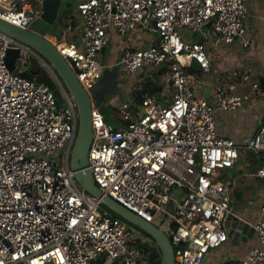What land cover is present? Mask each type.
Here are the masks:
<instances>
[{
  "label": "built area",
  "instance_id": "obj_1",
  "mask_svg": "<svg viewBox=\"0 0 264 264\" xmlns=\"http://www.w3.org/2000/svg\"><path fill=\"white\" fill-rule=\"evenodd\" d=\"M247 2L77 0L78 41H51L87 93L115 66L122 76L165 68L159 82L152 81L162 86L157 94L135 86L139 97L116 105L121 127L107 124L91 101L86 168L103 194L168 237L175 264H264V198L254 202V221L233 212L229 175L252 152L262 163L250 175L264 179V124L240 142L215 125L217 111H235L248 100L226 83L239 74L247 82L248 72L231 71L212 85L201 77L210 73L209 49L235 41L248 46ZM41 14L39 0H0V18L19 28ZM71 23L68 18L64 26L73 30ZM132 31L151 34L149 45L124 47L107 64L97 61L113 34ZM9 48L17 50L12 71L5 61ZM32 55L55 73L30 46L0 32V264H149L141 248L159 251L153 239L110 215L75 181L69 165L75 102L56 73L60 104L48 84L24 75ZM192 60L200 72L191 70ZM206 88L211 101L199 95ZM170 200L172 212L165 209ZM228 221L249 227L254 244L242 258L214 259L233 238Z\"/></svg>",
  "mask_w": 264,
  "mask_h": 264
},
{
  "label": "crops",
  "instance_id": "obj_2",
  "mask_svg": "<svg viewBox=\"0 0 264 264\" xmlns=\"http://www.w3.org/2000/svg\"><path fill=\"white\" fill-rule=\"evenodd\" d=\"M248 4L249 6H247L246 28H247V34L249 36V44L248 46L243 47L239 41H235L232 44H228V45L220 44L214 46L211 50L210 49L208 50L209 55L211 57V66L209 73L210 76L209 80H211L210 81L211 85L213 84L212 82H215L212 81L215 80L214 78L216 79L218 78L219 81L221 77L226 76V74H228L231 71H237L239 73H242L243 71H247L249 76L247 82H241L240 81L241 74H239L236 77H231L230 80H226V83H230V82L234 83L236 87L235 90H237L238 86H240V88L244 85L246 86L248 82H250L249 81L250 76L252 77L255 74V76L259 77L258 85L261 88L260 79L262 78L264 80V35H263L264 23L262 19V17L264 16V4L262 2L259 4V1L257 0H250ZM73 12L74 10L73 11L66 10L61 13L57 12L56 18L57 17L59 18V24L62 27L63 31L68 30L66 26H64V22L68 18H72ZM78 22L77 25H75V29L79 30ZM125 35L126 36L121 40L120 35L114 34L113 41H116V43L118 42V46L115 48L116 54L120 52V50L124 47H130V48L147 47L150 41L152 40L151 34L140 31L128 32ZM78 37L79 35L78 36L73 35L72 37H70V41L67 42H77ZM155 70H160V69H155ZM155 70L152 69L149 71H155ZM156 73L157 71L155 72V74ZM140 75H142V72L140 73ZM156 79L157 77H155L153 81L156 82ZM148 82H152V80H149ZM253 83L256 82L251 81L252 89H254L252 87ZM207 89L209 88H206L203 91L199 92L200 93L199 95L202 96ZM261 89H264V87ZM252 93L257 94L256 91ZM242 94H246V92L244 91ZM263 95L264 92L263 94L260 93L261 98L259 99H255V98L251 99L249 97L248 100L244 102L242 107L238 108L235 111H229V112L217 111L215 114V125L217 132L224 137L233 139L236 142L242 141L243 138L249 132L256 129L262 123V120L264 118ZM115 107L116 105L114 104V108ZM241 171L242 170L239 168L237 170V173L240 174ZM230 178L233 180V184H234L233 191L231 194V197H233V194L239 195V192L236 191V189L234 190L236 185V176L235 177L230 176ZM258 179H261L264 184V179L262 178H258ZM255 194L257 195L256 201L261 198H264V189L255 192ZM256 201H252V207L250 209H244V213H245L244 217L252 221H254L257 218V211L255 204ZM229 232L231 234L230 238L231 237L233 238L232 240H229V242L225 245V247H227L229 244L235 246L234 247L235 252H232V255H229L227 257L222 256L221 258H225V259L242 258L246 254L247 250L254 244V236L252 235L253 232L249 227H247L243 223L236 221H232L230 223ZM216 257L217 256H215V258Z\"/></svg>",
  "mask_w": 264,
  "mask_h": 264
},
{
  "label": "water",
  "instance_id": "obj_3",
  "mask_svg": "<svg viewBox=\"0 0 264 264\" xmlns=\"http://www.w3.org/2000/svg\"><path fill=\"white\" fill-rule=\"evenodd\" d=\"M39 1L41 2L42 14L40 17L33 19L27 29L19 28L0 18V32L27 44L33 50L39 53L54 70L58 79L74 100L78 113V128L75 141L71 149L69 165L74 171L73 176L75 181L82 189H84L85 192L98 199L103 207L118 215L125 222L131 223L145 231L156 243L163 264H175L172 244L170 243L168 237L161 230H159L153 224L139 218L134 213L127 210L107 195L103 194V192L92 182L89 171L86 168L87 150L91 140L90 94L87 93L77 81L75 77L77 70L73 63H68L64 58H62L56 51L54 45L47 38L39 34L43 28H47L55 20L59 9L60 0ZM206 27H208V25ZM16 54V49L9 48L7 50L5 61L10 71L13 70V62ZM190 68L197 73L201 71L198 63L194 60L191 61ZM106 70H104V72H106ZM112 70L115 71L114 68ZM27 76L29 78L34 77L33 74L29 73ZM260 83L261 88H263L264 80L262 78L260 79ZM113 84L114 83H112V85ZM95 85L96 84H94V86ZM202 96L204 98H208L211 101L209 89H207ZM95 98H101L100 93L95 92ZM98 109L103 114V108L99 107ZM262 124H264V118L262 120ZM171 196L174 200H176L177 192L172 191ZM174 200L168 201L165 206V209L169 212H172L174 209Z\"/></svg>",
  "mask_w": 264,
  "mask_h": 264
},
{
  "label": "rangeland",
  "instance_id": "obj_4",
  "mask_svg": "<svg viewBox=\"0 0 264 264\" xmlns=\"http://www.w3.org/2000/svg\"><path fill=\"white\" fill-rule=\"evenodd\" d=\"M250 1V0H249ZM248 1V2H249ZM259 1V4L262 2L264 4V0H257ZM247 2V6H249ZM75 0H68L64 1L61 0V3L59 4V9L58 13L64 12L66 10H71L74 12L72 13V21L74 25H77V22L79 20L78 14L75 9ZM207 32V28L204 27L203 29V34ZM40 35L43 37L47 38L48 40H52L54 44L60 42V41H70V37L73 35H79V30L78 29H73V30H66L63 31L62 27L59 24V18H55V20L47 27L43 28L40 32ZM127 34V33H126ZM126 35H120V39L124 38ZM192 39H197L199 38L198 35H194L191 37ZM114 39V34L111 36V40L108 44L104 46V49L102 51H99L96 53V59L102 64H107L109 60H111L113 57V60L115 59L116 51L115 48L118 46V42L113 41ZM49 40V41H50ZM51 42V41H50ZM115 55V56H114ZM28 69L30 71H36L39 76H42L43 74L46 76H49L51 80L55 82V76L53 73H51L48 68H46L42 62L36 57V56H31V59L28 63ZM113 69V68H112ZM106 70L101 77L96 81V85L89 90L90 98L92 101V104L95 105L96 107H102L104 112H103V117L106 121L107 124H110L113 128H118L122 126V122L120 121L119 114L117 113L116 108H114V104H123L124 101L129 103L131 102V96L135 95L137 92H135L136 88L135 86H144L146 82L149 80H152L155 78V71H148L146 72V69H142V75H140L141 72L139 73H133L127 76H122L118 73L117 67H114V70ZM141 76V77H140ZM205 81H208L210 79L209 74L208 75H202L201 76ZM215 82L212 83H217L218 78H214ZM158 81V78L156 79V82ZM209 80L208 82H210ZM250 82L245 86H238L237 92H239L241 95L245 91L246 94L251 98V99H259L260 93L263 94L264 89H261L258 87L257 89H252L251 88V81H255L257 84H259V77L258 76H250ZM98 82V83H97ZM159 82V81H158ZM112 83H114L112 85ZM112 89V90H111ZM260 90V91H259ZM257 92V94H254L252 92ZM53 92L56 95H59V98L61 102H63L62 94L60 91V88L58 84L55 82V87L53 89ZM95 92L100 93L101 98L97 99L95 98ZM264 96V95H263ZM71 153V152H70ZM64 151H60V159L63 161L64 158ZM248 156V154L246 155ZM62 163V162H61ZM248 157L245 163H237L231 170H229V175L232 177L236 176V185L234 190L239 192V195L233 194L232 197V210L235 213H238L242 215L243 217L245 216L244 214V209H250L252 207V201H256L257 195L255 192H258L261 189H264V184L261 179H258L253 176H249L250 173H252L254 170H251L250 167H248ZM247 165V166H246ZM241 169L242 171L240 174L237 173L238 169ZM79 185V184H78ZM80 186V185H79ZM87 193V192H86ZM88 194V193H87ZM246 218V217H245ZM130 226H132L134 229L138 231L139 234H145L149 236L145 231L140 229L139 227L128 223ZM229 221L227 223V229L229 230ZM235 246L228 245L227 247H223L219 249L217 252H214L215 256L217 257H222V256H229L232 255V252H235L234 250ZM215 259V257H214Z\"/></svg>",
  "mask_w": 264,
  "mask_h": 264
},
{
  "label": "trees",
  "instance_id": "obj_5",
  "mask_svg": "<svg viewBox=\"0 0 264 264\" xmlns=\"http://www.w3.org/2000/svg\"><path fill=\"white\" fill-rule=\"evenodd\" d=\"M65 1V0H64ZM77 2V0H75V3ZM73 23V21H72ZM104 49V48H103ZM164 67L163 69L161 70H158L157 73L155 74L157 77V75H160L162 73V71H164ZM29 74H35V79L37 81H42V82H45L46 84L49 85L50 89L52 90L53 92V89L55 87V83L53 80H51L49 78V76H46V75H42V76H39L38 73L36 71H30L28 72ZM27 73V74H28ZM27 74H24L25 76H27ZM162 86L158 83H151V82H147L144 84V86L142 87L141 91L142 92H148L150 94H157L160 90H161ZM137 93V96L136 97H139V91H136ZM53 95L56 99V102L57 104H60L61 103V100L59 98V95H56L54 92H53ZM248 156H246V158L248 157V167H250L251 170H255L256 168H258L260 166V164L262 163V158L258 155H255L253 154L252 152H247ZM246 154V155H247ZM104 209H106L105 207H103ZM108 210V209H106ZM108 212L110 213V215H112L113 217H117L119 219H121L118 215L114 214L113 212L109 211ZM122 220V219H121ZM154 242V240H152ZM158 249V247H157ZM141 251L148 256V262L149 264H153L155 262H158L161 260V255H160V252L157 251L156 249H150V250H147L145 247H142L141 248Z\"/></svg>",
  "mask_w": 264,
  "mask_h": 264
}]
</instances>
